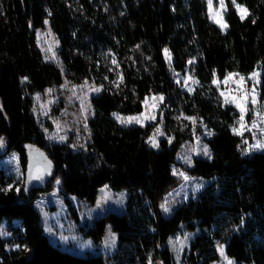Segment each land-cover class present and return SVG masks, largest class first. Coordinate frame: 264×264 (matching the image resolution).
Returning a JSON list of instances; mask_svg holds the SVG:
<instances>
[{
    "label": "trees",
    "instance_id": "obj_1",
    "mask_svg": "<svg viewBox=\"0 0 264 264\" xmlns=\"http://www.w3.org/2000/svg\"><path fill=\"white\" fill-rule=\"evenodd\" d=\"M226 3L222 32L209 20L206 0H0V138L6 153L18 154L24 172L26 143L43 150L54 166L41 188L29 192L14 185L7 190L10 182L0 176V224L19 220L23 228L18 249L7 251L0 237V264H174L166 242L181 225L199 230L181 264H210L219 257L218 244L235 264H264V152L243 156L244 137L232 132L239 113L212 85L214 77L260 68L264 102V0H236L248 11L243 20L232 0ZM45 19L58 39L64 76L103 85L90 98L84 150L49 142L34 115L33 95L63 80L36 43ZM188 67L197 80L190 93L171 73ZM116 73L123 76L118 86ZM151 94L163 96L157 121L166 137L156 148L147 142L156 123L121 126L112 118L141 112ZM184 117H196L195 126ZM201 123L213 133L205 139L211 159L193 158L184 171L211 181L165 215L160 205L180 183L172 174L177 154L201 132ZM104 185L127 191L124 212L107 213L78 230L98 244L110 225L116 252L79 257L53 246L34 206L39 194L57 188L78 222L69 197L93 204Z\"/></svg>",
    "mask_w": 264,
    "mask_h": 264
},
{
    "label": "rangeland",
    "instance_id": "obj_2",
    "mask_svg": "<svg viewBox=\"0 0 264 264\" xmlns=\"http://www.w3.org/2000/svg\"><path fill=\"white\" fill-rule=\"evenodd\" d=\"M226 1L227 0H224V4L221 5L220 0H212L213 13H218L219 17L222 18L224 23H226L224 19V12L227 8ZM206 3L209 20L214 23L222 32H225L227 27L223 30L221 29L220 25L215 22V20L209 13L208 0H206ZM235 10L238 13L236 7ZM247 14L245 15V17L247 16ZM238 15L240 16L239 13ZM45 20L48 21V19ZM45 20L42 27L36 30L37 46L42 53L43 59L55 64L60 69L61 73H63V67L57 53L59 47L58 39L51 31L49 22L45 24ZM49 49H51V51H49ZM164 56L167 63L171 65L172 58L170 53L168 52L166 56L164 52ZM253 72H257L260 74L261 70L260 68H255ZM171 73L174 81L186 92L190 93L196 87L197 82L194 83L193 81L197 80L193 77L189 67L186 68V70L182 73L175 71H171ZM251 73L247 75L232 73L238 75H234L228 80H225V77L230 73H228L222 80L214 77L212 80V85L216 87L220 96L221 92H224L230 100L233 96L240 95L241 89L250 94L253 88H255V92L258 94L259 100V105L257 107L264 108V102L260 101L258 92L260 75L257 78L258 82H254L252 79H249ZM119 76L120 74L116 73V79L114 80L116 84L113 83L114 86H117V84L119 83ZM189 76L192 79L188 81L186 86L184 81ZM240 77H244L242 85L239 83ZM214 79L217 81V83L213 82ZM84 82L85 81L81 83L72 82L68 78H66L63 73V80L59 85L45 88L44 90L33 95L35 118L49 142L70 143V147L72 150H84L86 148L90 140L89 129L88 127L85 128V124H87L88 118L92 115L90 98L99 94L100 92L97 93L94 91H90L87 87L84 89L78 87L84 84ZM87 82L89 85L94 84L91 81ZM94 85L96 87H99L96 84ZM48 89H51V91H47ZM189 89H191V91ZM160 96L162 95H148L143 101L142 111L137 114L121 115L118 113H113L112 118L121 126H145L150 123H156L150 136H153L157 127L160 128L163 132V135L157 134L155 136V139L158 143L161 138L166 137L163 131L162 123L160 121H157L158 111L161 103L163 102L158 99V97ZM221 98L223 102H225L224 97L221 96ZM81 100L84 101L86 108L88 105H90V108H87L86 113L81 112ZM227 104L235 106L234 103ZM153 105H156V107H153ZM247 108L248 111L245 119L249 127H251L254 116L253 105L249 102L247 104ZM237 111L239 113V109H237ZM114 114H118V116L125 119L128 117H137L141 114H144L148 118L143 119L142 123H121L117 119V116ZM85 115L87 116L86 120L84 118ZM151 117H155V119H151ZM238 120L239 117L237 121ZM235 126H238L237 122ZM208 131L210 130H208V128L205 127L203 123H201V132L198 135H194L192 140L185 142L181 146V149L176 157L179 165L173 167L172 171L175 170L177 173H186L184 171V168H187L191 165L193 158L210 159L208 156L203 154V148L205 145H207L205 139H208L211 136L207 134ZM254 135L259 136L258 130L244 132V141H248V144L244 143V150L248 148L249 145L256 142L253 139ZM60 137H64V139L61 140ZM149 137L147 138V142L149 140ZM259 138L264 139V137ZM3 141L5 153L1 154L0 156V176H3L5 181L11 183H8V186L14 185L16 188L20 189V187H22L24 184V171L21 167L19 156L14 151L6 153V142L5 140ZM254 152H264V150H250L246 154H243V156H250ZM188 160H190V163L187 162ZM175 176L180 179V183L167 193L163 201V203L166 200L169 202L171 211L176 206L182 204L188 199L194 198L203 189V187L211 181L208 179L192 176H189L192 178L190 181H184L183 178L179 175ZM196 185H202V187H200V189L195 194H193L192 188ZM127 195L128 193L125 189L112 190L107 185H104L97 189L95 201L93 204H90L86 201H81L75 197H69L70 203L75 207L77 211L78 222L74 221L71 218L64 197L60 194L57 188L49 192L39 194V196L34 201V206L40 214L45 235L47 236L49 242L59 250L79 257H85L87 255L111 256L116 252L118 239L117 234L112 230L110 225H107L103 238L98 244L94 243L91 238L83 236V234L78 230V226H90L93 220L110 212L116 214L123 213L126 206ZM170 212L163 213L165 215H168ZM0 229H2L4 233H6L5 235H0V237L6 241V250L10 251L18 249L20 247V234L23 230L20 221L14 220L11 223H7L5 220H3L0 224ZM110 232L115 234L114 245L110 240ZM198 232V228L189 230L181 225L179 229L167 239L166 244L170 251L171 258L174 264H181L182 253L189 249L190 242L198 234ZM186 235L188 236V239L185 241ZM170 240L173 243H169ZM180 242H183L182 248L180 246ZM173 244H175V247H173ZM17 245H19V247H17ZM219 245L223 244H218L216 246V250L218 249ZM217 253L219 256L218 259L212 261L210 264H227L228 260H231L233 264H235L233 259L226 256L224 247L223 255H221V252H219L218 250Z\"/></svg>",
    "mask_w": 264,
    "mask_h": 264
},
{
    "label": "snow or ice",
    "instance_id": "obj_3",
    "mask_svg": "<svg viewBox=\"0 0 264 264\" xmlns=\"http://www.w3.org/2000/svg\"><path fill=\"white\" fill-rule=\"evenodd\" d=\"M232 3L235 5L238 13L240 14V18L243 20L245 18V15L247 14V9L244 8L243 6H241L240 4H237L236 0H232ZM220 4L223 5L224 4V0H220ZM208 9H209L210 15L215 20V22L220 25L222 30L225 29L227 27V24L223 22L222 18L219 17L218 13H213L212 0H208ZM47 23H48V21L45 20V24H47ZM137 47H139V45ZM49 51H51V49H49ZM164 52H165V54L167 56L168 50L164 49ZM192 62L193 61H191V60L189 61L190 64ZM112 63L114 65L118 66L117 61H116L114 56L112 57ZM213 75L215 76V73ZM234 75H238V74L230 73V74H228V76L225 77V80L230 79ZM259 75H260L259 73L253 72V73L250 74L249 79H252L254 82H258L257 78H258ZM105 79H107V77H105ZM119 79L121 81L123 80L122 74H120ZM191 79L192 78L190 76L185 79L184 83H185L186 86H187L188 81L191 80ZM243 81H244V77H240L239 83L241 85L243 84ZM193 82L196 83L197 81H193ZM213 82L217 83V81L215 79H214ZM113 83L116 84L115 81H113ZM74 87H76V86H74ZM78 87H80L81 89H84V88L87 87L90 91H94V92L98 93L103 88V85H101L99 87H96L94 84L93 85H89L88 82L85 81L84 84H82V85H80ZM189 90L191 91V89H189ZM47 91L50 92L51 89H48ZM221 96L224 97L225 103H234L236 108L239 109L240 115H239V120L237 121V125L238 126H233L232 127V132H233L234 135H238V136L243 137L245 131L258 130V132H259V136H257V135L253 136V139L256 142L254 144L249 145V147L246 148L244 150V153H242V154H246L250 150H264V139H260L259 138V137H264V108L257 107L259 105V100H258V94L255 92V88H253V90H252V92L250 94L247 93L246 91H243L241 89V94L237 95V96H233L231 98V100L229 99V97L224 92H221ZM158 99L160 101H163V96L158 97ZM249 102L253 105V109H254V116H253V120H252V123H251V127H249V125H248V123L246 122V119H245L247 111H248L247 104ZM153 107H156V105H153ZM87 108H90V105H88ZM87 108L85 107L84 101L81 100V112L82 113H86L87 112ZM114 115L117 116V119L121 123H132V122L142 123L143 119L148 118L144 114H141L140 116H137V117H128L126 119L123 118V117L118 116V114H114ZM84 118L86 120L87 116L85 115ZM151 119H155V117H151ZM184 119L189 120L193 124V126H195V124L197 122V118L196 117H184ZM205 127H207V126L205 125ZM85 128H87V124H85ZM157 134L163 135L162 130L160 128H158V127L155 129V132H154L153 136H150L149 140H148V143L153 148H156V147L159 146L158 143H157V140L155 139V136ZM207 134L208 135H212L213 133L211 131H208ZM60 139L63 140L64 137H60ZM169 142H171V138H169ZM3 143H4L3 138H0V147L3 146ZM244 143L248 144V141H244ZM203 154L208 156L211 159V153H210L207 145H205L204 148H203ZM187 162L190 163V160H188ZM50 167H51V162L49 161L47 167H45V168H37L36 171H35V174H32L30 172L29 179L30 180H32V179L42 180L43 179V175L45 173L50 174V172H48V169ZM172 174L173 175H179L180 177L183 178L184 181H190L192 179L191 177H189L184 172L177 173L175 170H173ZM56 183L59 184L60 181L57 180ZM200 187H202V185L194 186L192 188L193 194H195L200 189ZM11 188H12V185H9L7 190H11ZM25 190H27V189H25ZM16 191L19 192L20 189L16 188ZM160 207L163 210V212H165V213H168V212L171 211V207H170L169 202L167 200L164 203H162L160 205ZM5 234L6 233H4L2 229H0V235H5ZM109 236H110V240H111L112 244L114 245L115 234L110 232ZM187 239H188V236L186 235L185 236V241ZM106 243H107V241H106ZM169 243H173V242L170 240ZM180 246H181V248L183 247V242H180ZM17 247H19V245H17ZM173 247H175V244H173ZM223 247H224L223 245H219L218 249H217L219 252H221V255H223ZM27 250L28 249L25 246V251H27ZM178 259H179V257H178ZM149 264H151V260H149ZM227 264H233V262L231 260H228Z\"/></svg>",
    "mask_w": 264,
    "mask_h": 264
},
{
    "label": "water",
    "instance_id": "obj_4",
    "mask_svg": "<svg viewBox=\"0 0 264 264\" xmlns=\"http://www.w3.org/2000/svg\"><path fill=\"white\" fill-rule=\"evenodd\" d=\"M23 148L25 150L26 155V168L24 172L23 191L29 192L33 189L41 188L44 181L52 175L54 171V166L47 154L43 150L39 149L37 146L32 145L30 143H26L23 145ZM3 153H5L4 145L0 147V155ZM49 161L51 162V167L48 169V172H50V174L45 173L43 175L42 180L29 179L30 172L32 174H35L37 168L47 167Z\"/></svg>",
    "mask_w": 264,
    "mask_h": 264
}]
</instances>
